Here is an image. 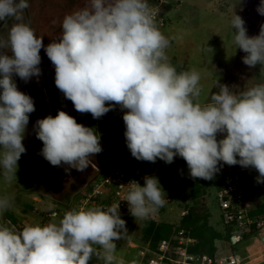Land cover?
Wrapping results in <instances>:
<instances>
[{
	"label": "clouds",
	"instance_id": "9594fccd",
	"mask_svg": "<svg viewBox=\"0 0 264 264\" xmlns=\"http://www.w3.org/2000/svg\"><path fill=\"white\" fill-rule=\"evenodd\" d=\"M28 0H0V22L13 21L0 36V168L5 181L17 178L18 161L32 97L20 91L13 77L28 82L41 75V49L55 69V86L80 114L100 119L116 106L125 110V141L132 157L171 164L179 156L193 179L212 180L220 164L258 172L264 183V84L236 93L219 80L208 102L200 97L201 74L178 71L166 49L170 41L156 26L146 0H86L63 18L59 35L46 46L43 36L23 20ZM258 12L264 15V0ZM234 43L250 68L264 70V25L249 36L245 21H231ZM34 132L43 143L40 155L66 172H84L102 152L93 127L77 123L63 110L38 119ZM223 138L218 139V135ZM123 201L135 219L147 220L165 205L166 193L155 176L144 185L133 180ZM14 198L0 197V214ZM120 202L87 210L67 211L59 222L0 225V264H103L118 260L116 242L127 235ZM99 246V247H96ZM131 264H135L132 261Z\"/></svg>",
	"mask_w": 264,
	"mask_h": 264
},
{
	"label": "rangeland",
	"instance_id": "374dc122",
	"mask_svg": "<svg viewBox=\"0 0 264 264\" xmlns=\"http://www.w3.org/2000/svg\"><path fill=\"white\" fill-rule=\"evenodd\" d=\"M146 2L149 5L153 0H146ZM28 3L29 7L24 12L23 20L34 29L37 36H43L46 46L59 35L63 18L84 7L86 0H28ZM245 3L246 0H169L165 5V10L162 12L165 24L158 29L170 41L166 55L169 61L174 59L181 70L194 69L201 74L202 93L200 99L202 102H208L211 94L219 91L216 86L218 80L221 84H226L229 87L232 85L238 90H247L264 84V70L260 65L250 68L240 62L241 50L234 43L231 21L235 15H239L245 21L249 36H257L260 33H255L257 24L254 21L253 24L249 20L250 18L246 17L250 14L245 8ZM254 15L256 13H253V20ZM12 22L11 20L0 22V36H7ZM259 23H261V19ZM250 32L251 34H249ZM40 56L41 71L50 72L55 77L54 66L43 49H41ZM13 79L18 89L24 92L21 79L18 76H14ZM32 79L40 82L39 77ZM40 87L42 88V86ZM64 102L69 103L68 100L61 103ZM69 104L73 107L72 103ZM124 111L116 106L114 110L109 111L100 119H96V124L92 127L99 135L115 144L113 161L121 165L132 176L140 178L143 185L145 176L158 178L162 189L170 200L159 213V221L176 226L182 213L194 206L192 201L185 198L189 193V182L192 180L188 167L182 163L179 156L171 164H166L159 159L155 163L138 161L132 157L126 146L123 119H117V115L124 114ZM66 112L72 117L75 116L74 108ZM77 115V123L87 126V115L91 114L77 113ZM34 119H42V117L38 116ZM23 144L26 153L22 154L18 161L17 178L5 181L2 175L3 169L0 168V197L14 198V206L0 214V225L14 226L15 228L18 225L23 227L25 225H41L43 211L53 209L52 202L64 205L66 202L63 198L67 199L72 194L69 186L78 184L76 176H74V169L65 174L66 171H62V169H65L67 165L63 164L60 167H55L50 163L45 164V161L44 168L48 170L50 176H34L33 173H30L32 168L27 169L26 167L28 146L26 137ZM97 160L96 154L92 158V163L96 164ZM61 178H66V180L59 183L58 179ZM204 182V195L198 200V203L206 209L209 215L208 224L217 232L223 233L225 226L222 223L221 211L218 207L214 178L204 180ZM78 194L74 195L72 202ZM61 209L58 206L59 215L51 219L52 222L58 223L63 217L65 213H62ZM7 216L15 221L7 219ZM139 222L137 219L131 220L126 226L127 235L116 242L115 255L118 260H123L124 264H131L132 261H135V264L145 262L143 252L146 248L139 238L137 228ZM214 245L218 252L232 253L238 264H264V243L258 235L247 236L235 246H230L222 240L215 241ZM90 264H103V261L93 257Z\"/></svg>",
	"mask_w": 264,
	"mask_h": 264
},
{
	"label": "built area",
	"instance_id": "2783aa9c",
	"mask_svg": "<svg viewBox=\"0 0 264 264\" xmlns=\"http://www.w3.org/2000/svg\"><path fill=\"white\" fill-rule=\"evenodd\" d=\"M169 0H153L149 4L150 11L154 14V20L158 28L165 24L162 12ZM118 120L123 119V114L117 115ZM96 121V119H95ZM94 121L93 126L96 124ZM102 152L97 154V163H91L90 175L86 178L83 191L76 199L66 207H61L62 213L72 209L87 210L96 206H111L120 202L121 218L126 221V225L135 218L129 213V206L123 201L129 191L127 185L130 181H137L141 186L142 180L129 174L123 167L113 161L107 146L101 136ZM223 138V134L218 139ZM112 151L114 147L110 148ZM258 172L252 168H243L240 165L228 166L221 162L220 171L215 174L214 180L219 183L216 191L218 207L221 211V220L228 231V241L230 246L237 245L244 235H258L264 237V213L250 215V210L246 206L245 192L250 190L257 194L262 193L264 183H257ZM170 202L169 197H165ZM165 203V204H166ZM264 204V203H263ZM163 208V207H161ZM157 210L148 221L155 223L159 221ZM184 213H182L183 215ZM58 207L44 211L41 217V226L52 222L51 219L58 217ZM143 221L142 219H137ZM21 226H16L18 230ZM264 243V242H263ZM145 245V262L143 264H238L232 253L218 252L213 254L195 252L193 249L197 245V239L189 232L178 229L169 237L160 239L153 248Z\"/></svg>",
	"mask_w": 264,
	"mask_h": 264
},
{
	"label": "trees",
	"instance_id": "16d2710c",
	"mask_svg": "<svg viewBox=\"0 0 264 264\" xmlns=\"http://www.w3.org/2000/svg\"><path fill=\"white\" fill-rule=\"evenodd\" d=\"M170 63L180 71L178 65L174 59H171ZM87 126L92 127L95 119L92 115H87ZM104 143L107 146V150L110 153L111 157H114V150L110 148L114 147L115 144L102 137ZM182 163L187 166L186 162L181 158ZM215 185L218 187L219 183L215 181ZM205 182L203 179H193L189 182V193L185 196L187 200L192 201L194 206L185 211V213L180 217V220L176 226L166 224L164 222L155 223L153 221L143 220L140 221L137 228L139 231V238L143 244H147L150 248H153L155 244L163 238L169 237L172 233L178 229H183L190 233L192 237L197 239V245L193 249L195 252L213 254L216 250L215 241L222 240L228 241V231L225 228L223 233H219L214 230L208 224V213L206 209L199 205L198 200L204 195ZM264 193V188L262 189ZM163 208H161L162 212ZM264 213V204L250 210V215H256ZM7 219L14 222L15 220L10 219V216L6 217ZM14 224V223H13ZM21 226L18 230H22ZM250 235H244L243 239Z\"/></svg>",
	"mask_w": 264,
	"mask_h": 264
},
{
	"label": "flooded vegetation",
	"instance_id": "af4514ba",
	"mask_svg": "<svg viewBox=\"0 0 264 264\" xmlns=\"http://www.w3.org/2000/svg\"><path fill=\"white\" fill-rule=\"evenodd\" d=\"M39 79H40L39 80L40 82H37L36 80L34 81L33 79H31L28 82L21 80L22 87L25 90L24 93L32 97L34 101V105H35V111L29 115V122L32 121L34 118H37L38 116L42 118L46 117V114L55 116L58 110H63L65 112L67 110H73L74 106L72 107L69 104L71 102L69 103L64 102V103L56 105V100H55L56 86H55L54 75H52L50 72L41 71V75L39 76ZM40 86H42V88ZM51 88L53 89L50 90ZM77 113L78 112L75 110V116L73 117L76 119V121L78 119ZM32 162L34 163L33 166L32 167L29 166L30 168H32V170H34L36 173L40 172L42 175H45V177L50 176V173L47 172V170L44 168V164H42V159L39 158L38 160H32ZM62 171H65V169H62ZM53 172H56V171H53ZM78 172L79 171L74 169V176H76L75 179H77ZM36 173L34 174L36 175ZM66 173L67 172H65V174ZM58 180H59L58 181L59 183H62L63 181L66 180V178L64 179L61 178ZM74 186L75 185L69 186V189L71 190Z\"/></svg>",
	"mask_w": 264,
	"mask_h": 264
},
{
	"label": "crops",
	"instance_id": "0c3cea01",
	"mask_svg": "<svg viewBox=\"0 0 264 264\" xmlns=\"http://www.w3.org/2000/svg\"><path fill=\"white\" fill-rule=\"evenodd\" d=\"M261 3H262V0H246V3H245V8H246V10H247V12H248V14H250L249 16H246L252 23H253V21L257 24V26L259 27V24H260V27L258 28V27H256L255 29H256V31H255V33L256 32H260V30H261V26L262 25H264V15H262V14H260L259 12H258V8L260 7V5H261ZM253 13H256V15H254V20L252 19V17H253ZM259 16V17H258ZM261 19V23H259V20ZM254 24V23H253ZM249 34H251V32L249 33ZM251 37V36H250ZM246 55V53H244L242 50H241V52H240V55H239V59H240V62H242L243 63V61H242V58L244 57ZM176 62V61H175ZM176 64H177V62H176ZM178 65V64H177ZM180 69V68H179ZM181 70V69H180ZM236 85V84H235ZM251 87V86H250ZM230 88H232V91H234V92H236V93H239V92H242V91H244V90H238V89H236L234 86H232L231 85V87ZM249 89V88H248ZM25 137H26V135H25ZM218 138H219V135H218ZM45 161L47 162V160H45V159H42V164L43 163H45ZM46 164V163H45ZM33 166V164L31 165V167ZM121 166V165H120ZM122 167V166H121ZM29 169V168H28ZM47 172H48V170H47ZM30 173H33V175L35 176V174L34 173H36L34 170H32V171H30ZM36 175H42L40 172L39 173H36ZM214 185H215V180H214ZM215 188L217 189V186L215 185ZM72 194L70 195V197L68 198L67 197V199H66V197H64L63 198V200H64V202H66L64 205H62V203H60V204H56L55 202H52V207L54 206V207H66L69 203H71L72 202V199H73V197H74V195H76L77 193H81L82 192V190H83V188L82 187H80V188H78V184L77 185H75L72 189ZM81 191V192H80ZM78 194V195H79ZM77 197V196H76ZM245 202H246V206L249 208V209H253V208H255V207H257V206H259L260 204H263L264 203V193L262 192L261 194H257V193H255V192H251L250 190H247L246 192H245ZM44 212V211H43ZM183 213H185V212H183ZM182 216V215H181ZM127 226V225H126Z\"/></svg>",
	"mask_w": 264,
	"mask_h": 264
},
{
	"label": "water",
	"instance_id": "95a60500",
	"mask_svg": "<svg viewBox=\"0 0 264 264\" xmlns=\"http://www.w3.org/2000/svg\"><path fill=\"white\" fill-rule=\"evenodd\" d=\"M55 99H56V105L60 104L62 101L67 100L64 98L63 94L56 88L55 93ZM71 102L70 100H68ZM72 103V102H71ZM38 119H33L29 122L27 128H26V141H27V161H26V167L27 169L30 168V164H34L32 160H38L44 159L42 155H40L41 149L43 147L42 141L37 139L35 132H34V125ZM49 162L47 161L46 164ZM90 173V167H88L84 172H78L77 174V183L78 188L82 187L86 181V178L89 176ZM261 241L264 242V237L261 238Z\"/></svg>",
	"mask_w": 264,
	"mask_h": 264
}]
</instances>
